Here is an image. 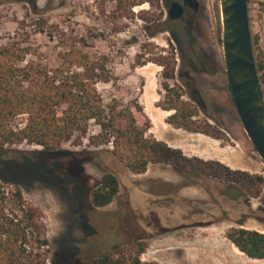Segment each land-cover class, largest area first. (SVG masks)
Wrapping results in <instances>:
<instances>
[{
    "label": "rangeland",
    "instance_id": "obj_1",
    "mask_svg": "<svg viewBox=\"0 0 264 264\" xmlns=\"http://www.w3.org/2000/svg\"><path fill=\"white\" fill-rule=\"evenodd\" d=\"M159 2V6L150 2L135 5L126 14L118 11L113 0H0V44L28 47L51 65H58V55L74 47L107 53V68L118 80L115 85L99 83L105 100L115 97L140 104L146 88H153L160 100L166 93L161 86L163 67L143 63L160 55H174L176 78L168 82L172 86L186 80L194 83L206 103L201 119L226 135L222 143L229 151L240 153L228 156L227 161L264 179V161L241 123L229 87L220 0H197L198 8H186L179 20L168 18L170 4L166 0ZM248 9L255 58L258 61L261 57L264 63V0H248ZM146 11L150 14L143 17ZM181 48L195 65L203 62L211 72L215 64L217 72L193 70L189 59L182 58ZM263 72L261 69L259 74ZM262 87L264 90V84ZM182 98L190 99L187 94ZM136 117L141 125L148 121L143 112H136ZM91 129L99 131L96 125ZM86 142L71 140L51 155L57 170L69 175L71 183H66L67 176L65 181L61 178L66 186L49 181L21 185L26 201L40 209L39 221L51 241L47 264H54L58 251L59 259L66 253L72 256L65 264H92L94 258L109 252L120 258L123 253L140 251L141 260L146 262L187 264L206 257L199 254L201 246H221L230 264H264V259L248 257L227 237L233 227L264 232V184L256 196L238 183L205 174L185 177L175 170L179 182L151 179L154 171L150 176H131L111 152L102 151L95 158L84 152ZM41 149L24 142L8 155L33 160ZM104 169L117 175L120 192L111 204L95 207L90 194Z\"/></svg>",
    "mask_w": 264,
    "mask_h": 264
},
{
    "label": "trees",
    "instance_id": "obj_2",
    "mask_svg": "<svg viewBox=\"0 0 264 264\" xmlns=\"http://www.w3.org/2000/svg\"><path fill=\"white\" fill-rule=\"evenodd\" d=\"M113 1L118 11L126 14L133 6L144 2L160 5L159 0ZM166 2L169 5L171 0ZM145 14L150 12L141 15ZM22 23L24 21L19 22ZM189 37L193 40L192 32ZM180 52L182 58L189 59L193 70L210 72L203 62L195 65L183 48ZM58 56V65H51L28 47L0 44V264H47V248L51 241L39 221L40 209L26 201L21 185L35 181H49L60 186H66L68 181L71 183L69 175L58 171L56 162L51 160V155L71 140L87 141L84 152L93 154L94 158L102 151L111 152L134 174L145 173L151 163L171 165L185 177L205 174L225 178L260 196L264 184L260 175L252 176L219 161L189 157L181 149L148 136L150 121L141 125L136 117V112H143L138 100L125 103L112 97L106 101L99 83L115 85L118 80L113 70L107 68V53L95 54L74 47ZM147 62L163 67L161 86L166 93L157 105L171 112L166 118L169 124L189 132L226 138L210 121L201 119L200 112L205 111L206 103L191 80L174 86L168 82L176 78L174 55L149 58L143 64ZM256 64L258 73L264 70L261 57ZM214 66L210 73L217 72ZM259 77L264 84V72ZM186 94L189 100L182 98ZM92 125L98 126L99 131L93 133ZM24 142L35 143L42 149L33 160L26 156L11 158L8 154L12 148ZM104 145H111L112 149H100ZM61 178L66 183H61ZM9 184L12 187H8ZM119 192V178L104 169L100 182L91 191V203L95 207H105ZM227 237L248 257L264 259V232L233 227ZM72 249L76 253V248ZM57 253L54 264H65L72 257L66 253L59 259V251ZM140 253H123L116 258L114 252H109L94 258L92 264H158L141 260Z\"/></svg>",
    "mask_w": 264,
    "mask_h": 264
},
{
    "label": "water",
    "instance_id": "obj_3",
    "mask_svg": "<svg viewBox=\"0 0 264 264\" xmlns=\"http://www.w3.org/2000/svg\"><path fill=\"white\" fill-rule=\"evenodd\" d=\"M225 65L231 95L241 123L264 161V90L260 81L250 27L248 0H220ZM197 0H173L168 18L181 19Z\"/></svg>",
    "mask_w": 264,
    "mask_h": 264
},
{
    "label": "crops",
    "instance_id": "obj_4",
    "mask_svg": "<svg viewBox=\"0 0 264 264\" xmlns=\"http://www.w3.org/2000/svg\"><path fill=\"white\" fill-rule=\"evenodd\" d=\"M148 89L149 88H146V90H144L143 95L146 96L141 100L143 114L151 123V127L147 132L148 135L165 141L173 148L181 149L189 157L219 161L224 165L230 166L232 169L238 168L237 166L229 163L227 158L230 155H237L239 152L229 151L228 146L222 143L223 139L214 138L203 133L189 132L181 128H175L169 124L166 121V118L171 114V112L159 107L157 103L160 99L155 96L153 88L150 87V91H148ZM157 166H160V168ZM151 171H154V176L150 177L151 179L162 180L163 182L180 181V175L171 165L149 164L147 171L141 174H134L128 170L131 176L139 177L150 176ZM161 196L163 195H160V197Z\"/></svg>",
    "mask_w": 264,
    "mask_h": 264
},
{
    "label": "bare ground",
    "instance_id": "obj_5",
    "mask_svg": "<svg viewBox=\"0 0 264 264\" xmlns=\"http://www.w3.org/2000/svg\"><path fill=\"white\" fill-rule=\"evenodd\" d=\"M218 247L201 246L199 248V251H200L199 254H202L206 257L203 258L201 261H198V260L188 261L187 264H215L217 261H219L218 264H230V257L226 255L225 253L223 254L222 250H220L222 249L220 248L221 246L219 248ZM211 258L214 261H212Z\"/></svg>",
    "mask_w": 264,
    "mask_h": 264
},
{
    "label": "flooded vegetation",
    "instance_id": "obj_6",
    "mask_svg": "<svg viewBox=\"0 0 264 264\" xmlns=\"http://www.w3.org/2000/svg\"><path fill=\"white\" fill-rule=\"evenodd\" d=\"M188 8V7H187Z\"/></svg>",
    "mask_w": 264,
    "mask_h": 264
}]
</instances>
